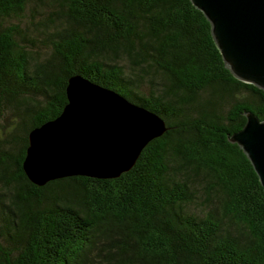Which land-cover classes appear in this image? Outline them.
Wrapping results in <instances>:
<instances>
[{
  "label": "trees",
  "instance_id": "trees-1",
  "mask_svg": "<svg viewBox=\"0 0 264 264\" xmlns=\"http://www.w3.org/2000/svg\"><path fill=\"white\" fill-rule=\"evenodd\" d=\"M80 76L167 131L116 179L34 185L29 133ZM264 92L189 0H0V264H264V193L228 136Z\"/></svg>",
  "mask_w": 264,
  "mask_h": 264
},
{
  "label": "water",
  "instance_id": "water-1",
  "mask_svg": "<svg viewBox=\"0 0 264 264\" xmlns=\"http://www.w3.org/2000/svg\"><path fill=\"white\" fill-rule=\"evenodd\" d=\"M189 1L210 24L224 67L264 92V0ZM66 99L56 119L29 133L23 170L34 185L76 176L119 178L167 131L158 115L80 76L68 80ZM243 116L242 129L227 139L246 156L264 193V120L249 111Z\"/></svg>",
  "mask_w": 264,
  "mask_h": 264
}]
</instances>
